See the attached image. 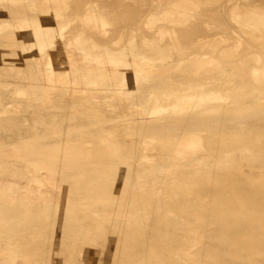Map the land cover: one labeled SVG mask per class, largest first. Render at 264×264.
<instances>
[{
  "label": "bare ground",
  "instance_id": "obj_1",
  "mask_svg": "<svg viewBox=\"0 0 264 264\" xmlns=\"http://www.w3.org/2000/svg\"><path fill=\"white\" fill-rule=\"evenodd\" d=\"M18 163L40 204L53 192L88 208L92 190L126 230L173 245L172 262L264 264L252 257L264 246V0H0V184ZM13 192L0 188V264H27L9 215H31L37 194ZM58 218L39 207L35 236ZM176 230L207 257L179 249Z\"/></svg>",
  "mask_w": 264,
  "mask_h": 264
},
{
  "label": "rangeland",
  "instance_id": "obj_2",
  "mask_svg": "<svg viewBox=\"0 0 264 264\" xmlns=\"http://www.w3.org/2000/svg\"><path fill=\"white\" fill-rule=\"evenodd\" d=\"M137 7H139V4L137 5ZM164 45H165L164 54H169L171 51L169 45H166V42H164ZM187 52L188 54H191L190 56H193L195 54L198 57L201 56L202 58H209V57H214L217 55V53L213 50H206V51L205 50L204 51L193 50L192 51L188 49ZM226 70L228 71L229 69L226 68ZM17 165L14 167L17 174L21 172L24 174L27 173L24 164H19L18 166L20 168ZM26 176L22 178L19 176V174L17 176L15 175L13 180L14 181L16 180V181L14 182L11 180L12 182H14L13 185H11L12 182L3 183L4 185H2V183L0 184V188L10 187L14 189L15 192L13 193H15V195L16 194L18 195L19 193H21V195H18V198H21V200L24 199L26 201L28 198L34 199L36 194L38 196V197L36 196L37 199L36 198L34 199V201L36 200V203L35 202L33 203V200L31 199L33 206L34 204L37 205V206L35 205L34 207L36 208H34L31 204V206L33 207V208L31 207L32 211L29 212V213H32L31 215L27 214V211H25L24 213V208H23L24 205L22 206L23 215L21 214V211H17L9 215V217L11 218L19 217L20 219H22L21 220L22 225L20 226V228H18L17 225L14 223L9 227V229L11 232L10 233L11 236L18 237L21 239V244L23 248L26 250L25 253H27V255L29 256V257L22 256L23 262L27 264H89L88 263V259H89V261L91 260L90 264H130L128 257L131 256L135 260V263L137 264H147V263L156 264V262H158V264H170V263L174 264L175 261L173 262L171 261L173 260V258H171L172 256L170 255V253L169 254L167 253L169 255V258L167 254H166V257L164 256L165 254L164 250L166 248L168 249L173 248V245H171L172 246L171 247L168 245L167 242L165 245L161 240L163 239L162 236H161V239L158 240L160 241V243L157 242L156 244L155 242L145 238V235H143L141 232H138V231L132 232V231L126 230L125 229L126 224L120 221L123 218L117 217L116 213H114L110 207L101 206V205H98L97 207H95V204L98 202V199H97V196L93 194L92 190L85 192V195L87 197L85 201L92 204L88 208L87 207L75 208L71 203L68 204L67 202H64L62 204L61 203L62 201L60 202V198L57 197L59 195H55L53 192L52 193L55 195L53 196L54 199H51L52 193L48 194L47 192H45L49 196L45 194L44 196H46L45 198L47 199H45L46 201L43 204H40L39 202L40 200L38 201V199H40L39 194L36 193L35 191L36 186L32 182H30L28 179H26V178H29ZM128 179L131 183L136 182L135 176L133 174H129ZM66 185L71 189L72 188L78 189L81 186V185L79 186V185L73 184L71 182L67 183ZM89 185L91 188L94 187L92 182ZM242 186L247 187L245 182ZM18 188H20L19 191H18ZM29 188L31 190L34 189L32 191L33 193H30L26 190ZM82 196H83L82 193L78 194V197H80L81 200L83 199ZM102 196L103 198H109V193L103 194ZM15 197L17 198V196ZM48 198L50 201L49 203L47 202ZM254 198L258 200V202L261 203L263 206L260 209H258L255 213L263 217L262 214L264 210V197H262V199H261V196H256ZM55 201L57 202V204L55 203H54L55 205L52 204ZM81 202H84V201H81ZM58 204L63 205V206H59ZM45 205L47 207L52 206L54 207V209L57 210L58 214L60 215V218H58V221L60 222V224L59 225L56 224L54 226L55 229L51 234L52 235L51 238L49 239L47 238L50 236V233H49L48 234L49 236L45 235L46 237L39 239L37 236H35V234L37 233L38 227H39L38 224H35V223L38 222L39 220V207L45 206ZM151 210H152V207L147 206L144 212L146 211L148 212ZM33 211H35V213ZM87 211H90L91 216L94 217L92 222H90L86 217L85 212ZM162 211L163 210H160V216H158L159 214H157V215H150L147 217L146 221L147 223H149L151 227L155 226L153 222H155L157 218L156 216L158 217L162 216ZM34 214L37 215V217ZM30 221H31V225L29 224ZM123 224L125 225L124 229H121L122 228L121 225ZM263 226H264V223H263ZM150 230L151 229H149L148 231L149 233L151 232ZM27 232H28V235H26ZM172 235H175V237L177 236L176 245L180 246L179 249H182L184 246H186V244H188V246L190 245V252L193 255H196L197 257L205 258L209 254L210 248H209L208 243H205L206 249L201 252L198 246L197 247L192 246L191 240L185 241L184 233L182 232V230H176L175 232H173ZM151 236H152L151 234L150 236L147 235V237H151ZM33 237H35L36 239ZM170 237H174V236H170ZM123 239L125 240V243L122 244L121 241ZM124 244H128V245H124ZM89 248H92L90 250L91 253L88 256L86 254L87 258L83 257L82 252L84 253L85 250ZM34 250L35 251L37 250L36 251L37 253H35ZM259 250H261L262 253L257 254L256 251H254L252 257L253 259H255L256 261L260 263L264 260V246L259 245ZM28 252L32 255H30ZM39 252L40 253L43 252V253L40 254ZM166 252H167V249H166ZM36 254L37 256H35ZM111 255H113L114 257H111ZM151 255L152 257H150ZM153 256L154 257L156 256V258L153 259L154 258ZM166 259H168V263ZM227 259L229 260L228 261L229 263L232 261V263L237 264L238 262L237 259L235 260V258L234 260L230 258H224L223 260H227ZM162 260H165L164 263ZM169 260L171 261L170 263H169ZM218 260H221L220 262L218 261V263H222V259L218 258ZM224 262L225 261H223L222 264H224ZM228 262H225V263L228 264ZM239 263L244 264L242 261H240ZM202 264H216V263L209 262L204 259Z\"/></svg>",
  "mask_w": 264,
  "mask_h": 264
}]
</instances>
